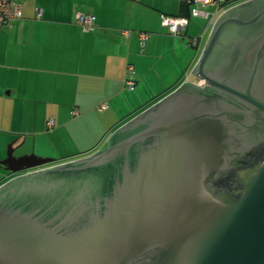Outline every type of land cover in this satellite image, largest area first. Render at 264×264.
Segmentation results:
<instances>
[{
  "label": "water",
  "instance_id": "obj_1",
  "mask_svg": "<svg viewBox=\"0 0 264 264\" xmlns=\"http://www.w3.org/2000/svg\"><path fill=\"white\" fill-rule=\"evenodd\" d=\"M210 24L193 78L104 145L49 162L8 142L0 264H264V0Z\"/></svg>",
  "mask_w": 264,
  "mask_h": 264
},
{
  "label": "crops",
  "instance_id": "obj_2",
  "mask_svg": "<svg viewBox=\"0 0 264 264\" xmlns=\"http://www.w3.org/2000/svg\"><path fill=\"white\" fill-rule=\"evenodd\" d=\"M19 1V15L0 23V133L18 132L9 140L18 145L29 131L28 110L35 123L36 110L45 109L39 121L46 127L73 123V146L63 155L101 146L117 124L193 78L189 70L210 25L200 15H189L176 33L160 23L162 14H184L186 0ZM77 12L93 15L90 27ZM139 30L147 35L140 38ZM192 35L198 45L189 41ZM127 63L135 75L131 88L123 81ZM36 151L47 152L42 144Z\"/></svg>",
  "mask_w": 264,
  "mask_h": 264
},
{
  "label": "built area",
  "instance_id": "obj_3",
  "mask_svg": "<svg viewBox=\"0 0 264 264\" xmlns=\"http://www.w3.org/2000/svg\"><path fill=\"white\" fill-rule=\"evenodd\" d=\"M189 8L186 14H162L160 17V23L165 25L170 32H180L187 23L189 15H200L204 17L208 22H212L216 14L225 6L236 0H188ZM20 12L19 0H0V23H6L16 18ZM77 20L82 24L84 28L90 27L92 23L93 15L90 13L77 12ZM138 35L143 38L147 35V31L139 30ZM189 41L199 44V36L192 35L189 37ZM126 74L123 77L125 86L131 88L135 82V75L133 66L131 63L126 64ZM75 112V109L71 110ZM47 126L53 124V118L49 116L46 119Z\"/></svg>",
  "mask_w": 264,
  "mask_h": 264
},
{
  "label": "rangeland",
  "instance_id": "obj_4",
  "mask_svg": "<svg viewBox=\"0 0 264 264\" xmlns=\"http://www.w3.org/2000/svg\"><path fill=\"white\" fill-rule=\"evenodd\" d=\"M210 25H209V27H210ZM208 30L209 29H207V32L204 35L203 42H204L205 37L208 33ZM203 42H202V44H203ZM28 111L30 114L29 120L26 122V125L24 126V124H23V126L27 127L29 125V128H28L29 131L26 133L25 132L22 133L21 136H24L23 141L21 143H19L18 145L14 146V148H13L14 154H18V153H22L24 151H27V152H33L37 155L53 157V160L49 161V162L60 161V160L73 158V157L85 154L84 151H86V150L72 152V154H68V155L62 154V153H66L64 151H66L68 148H71L70 146H73V123L64 124L60 128H58V124H55L52 127H46L43 122L40 123V121H39V117H41L40 115H42V113L45 111V109H37L36 110L38 117L36 116L37 119L35 120V123L33 122V109H30ZM34 127L35 128L42 127L43 131H45V132H48V130H51L54 128H55V130L52 133H44L42 135V134L34 133L33 131H31ZM24 129H26V128H24ZM17 133L18 132H14L13 136H11L10 138H6V134L1 136V134H3V133H0V155H1L0 157H3L5 155L7 144L9 142V140L12 139L13 137H15L17 135ZM7 137H9V134ZM97 142H93V143L96 144ZM41 144L44 147V151H47V152L40 153V152L36 151L37 146L38 145L41 146ZM102 144L103 145L105 144L104 140H103ZM58 148L61 149V151L60 150L57 151L56 149H58ZM39 150H41V148H39ZM62 150H63V152H62ZM49 162H47V163H49ZM5 172H6V169L0 166V173L5 174ZM5 177L6 176H4L2 179H4Z\"/></svg>",
  "mask_w": 264,
  "mask_h": 264
},
{
  "label": "trees",
  "instance_id": "obj_5",
  "mask_svg": "<svg viewBox=\"0 0 264 264\" xmlns=\"http://www.w3.org/2000/svg\"><path fill=\"white\" fill-rule=\"evenodd\" d=\"M186 2H188L189 3V1L188 0H186ZM188 6H186V12L184 13V14H186V13H188Z\"/></svg>",
  "mask_w": 264,
  "mask_h": 264
},
{
  "label": "flooded vegetation",
  "instance_id": "obj_6",
  "mask_svg": "<svg viewBox=\"0 0 264 264\" xmlns=\"http://www.w3.org/2000/svg\"><path fill=\"white\" fill-rule=\"evenodd\" d=\"M6 172H7V169H6Z\"/></svg>",
  "mask_w": 264,
  "mask_h": 264
}]
</instances>
